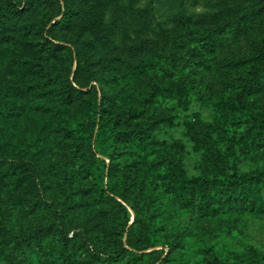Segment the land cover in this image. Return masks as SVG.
<instances>
[{
  "label": "rangeland",
  "instance_id": "rangeland-1",
  "mask_svg": "<svg viewBox=\"0 0 264 264\" xmlns=\"http://www.w3.org/2000/svg\"><path fill=\"white\" fill-rule=\"evenodd\" d=\"M80 1L72 0L76 7ZM90 2L84 10L86 18L101 29L94 39L103 41L101 34L108 33L103 49L97 53L107 63L100 64L96 86L107 95L110 118L129 131H135L142 122L156 121L158 126L152 133L160 140H179L185 145L182 165L190 177L211 172L205 166L203 150L197 149L185 126L194 118L206 124L203 136L213 140L220 171H264V143L259 138L262 134L250 115L264 111V85L250 86L253 65L262 69L263 75L264 63L256 62L255 47L248 36L235 40L237 31L231 30L236 15L254 4L264 5V0ZM213 30L220 35L211 50L205 41ZM58 35L55 43H65L69 38L67 44L71 47L76 41L75 33L60 31ZM176 41L182 43V65L172 73L166 57ZM254 41L258 49L264 48V27L254 33ZM42 42L35 31L20 28L0 39V147L6 156L0 163V221L4 220L14 233L49 225L56 216L55 202L68 201L73 207L66 220L70 226L68 247L63 246L55 227L25 246L21 264H102L96 253L106 244L105 225L110 220L102 219V204L88 194L90 181L73 176L79 163L69 143L62 140L65 124L60 118L67 108H88L91 94L83 95L78 102H74L75 95L60 100L59 86L45 80L41 72L38 57ZM50 49V67L60 70L66 78L71 62L64 57L65 50ZM147 59L153 69L148 75L140 74L139 64ZM34 63H38L37 67H33ZM128 73L135 76L127 78ZM184 78L192 87L187 103L168 90L171 84L180 85ZM142 105L148 113L140 114ZM252 141L260 143L258 152L251 149ZM66 172L72 175V182L67 186L65 200L61 191ZM253 189L263 203L261 209L231 212V189L219 184L214 209L168 206L162 213L144 215L143 225L149 226L153 235L179 234L182 238L183 245L170 255L168 264H207V259L214 256L220 258L221 264H236L234 256L251 245L264 253V182ZM80 201L82 206L75 209ZM92 202L98 203L97 209L89 204ZM87 224L93 227V236L87 237L84 232ZM89 240L98 248L94 249ZM5 257L0 249V264H8Z\"/></svg>",
  "mask_w": 264,
  "mask_h": 264
},
{
  "label": "trees",
  "instance_id": "trees-1",
  "mask_svg": "<svg viewBox=\"0 0 264 264\" xmlns=\"http://www.w3.org/2000/svg\"><path fill=\"white\" fill-rule=\"evenodd\" d=\"M90 1L81 0L76 7L72 0H0V39L3 40L8 32L17 28L35 31L43 40L38 57L42 75L45 80H52L59 86L60 100L75 95L74 102H78L83 95L91 94L88 108H67L61 112L60 118L65 124L62 140L69 143L75 162L79 163L73 176L80 175L90 181L88 194L102 204V219L110 220L105 225L107 241L102 251L97 249L96 242L88 241L97 249V259L102 264H168L170 255L183 245L182 238L179 234L153 235L149 226L143 225L144 215H154L156 211L162 213L168 206L174 208L176 205L190 209H197L198 206L214 209L218 200L215 191L219 184L231 189V212L234 209L240 212L244 209H261L263 203L254 193L253 186L264 182V171L231 174L220 171L221 163L215 155L213 140L203 136L206 124L194 118L187 120L185 126L194 137L197 149L203 150L205 166L211 172L190 177L182 165L185 145L179 140H160L152 133L158 126L156 121L142 122L135 131H129L110 118L107 95L96 86L100 64L107 63L97 53L103 49V41L108 33L101 34L103 41L94 39V34L99 36L101 29H98L96 22L86 18L84 10L86 3H92ZM232 21L231 30L237 31L234 39L248 36L255 47L253 55L256 56V62L264 63V48L258 49L254 41V33L264 27V5H252ZM60 31L76 34V41L71 43V47L67 44L70 43L69 38H65V43H55ZM86 35L88 37L83 38ZM219 35L218 30H213L207 36L205 43L209 49H215ZM181 44L180 41L174 42L166 57L172 73L182 65ZM47 45L51 47L46 48ZM50 48L65 50L64 57L71 62L66 78L60 70L50 67ZM74 63L75 69L72 70ZM37 65L34 63L33 67ZM152 69L148 59L138 67L140 74L148 75ZM262 72V69L257 70L256 64L253 65L250 75L252 88L257 83L264 85ZM134 76V73H128L127 78ZM191 89V83L186 78L180 85L171 84L168 88L182 103L189 102L187 97ZM142 106L140 114L148 113V109ZM250 115L258 122V131L262 134L259 138L264 143V111H253ZM258 144L252 141L251 149L258 152ZM3 158L6 156L0 147V163ZM65 178L61 197L66 200L72 175L66 172ZM89 204L98 208V203ZM55 205L56 216L49 225L14 233L7 228L4 220L0 221V249L6 253L8 264H21L25 246L37 237L46 236L55 227L63 238V246L68 247L70 226L66 220L73 207L69 206L68 201L60 203V200ZM81 206L80 201L74 208ZM84 232L87 237L93 236V227L87 224ZM157 246L162 248L148 251ZM127 256H130L128 260ZM234 259L236 264H264V253L251 245L247 251L237 253ZM206 263L221 264V260L214 256L207 259Z\"/></svg>",
  "mask_w": 264,
  "mask_h": 264
}]
</instances>
